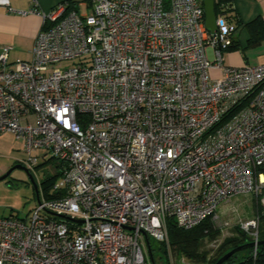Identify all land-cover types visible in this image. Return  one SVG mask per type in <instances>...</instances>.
I'll list each match as a JSON object with an SVG mask.
<instances>
[{
	"label": "built area",
	"instance_id": "built-area-1",
	"mask_svg": "<svg viewBox=\"0 0 264 264\" xmlns=\"http://www.w3.org/2000/svg\"><path fill=\"white\" fill-rule=\"evenodd\" d=\"M84 4L44 15L29 60L0 53V133L23 145L28 169L49 156L62 171V195L27 220L0 217V264H150L143 233L167 243L168 218L189 229L239 193L258 219L264 64L223 63L235 24L218 16L209 32L202 0Z\"/></svg>",
	"mask_w": 264,
	"mask_h": 264
},
{
	"label": "crops",
	"instance_id": "crops-1",
	"mask_svg": "<svg viewBox=\"0 0 264 264\" xmlns=\"http://www.w3.org/2000/svg\"><path fill=\"white\" fill-rule=\"evenodd\" d=\"M84 2L85 0H10L14 10L28 11L35 8L39 14L27 12L21 15L0 7V53L7 47L9 62L29 60L37 33L52 23L44 15L52 13L60 3H66V13L73 4L80 9V6H85ZM227 15L228 21L239 27L233 35L234 48L226 50L228 52L223 63L236 68L264 64V0H233L232 10ZM256 19L259 20V25L255 22ZM206 52L210 58L211 49L207 48ZM211 72L214 76H219L217 70ZM22 151L23 145L12 134L0 133L1 157L20 163L22 158L18 155ZM36 154L42 153L38 151ZM3 170L4 168L0 169V173Z\"/></svg>",
	"mask_w": 264,
	"mask_h": 264
},
{
	"label": "rangeland",
	"instance_id": "rangeland-1",
	"mask_svg": "<svg viewBox=\"0 0 264 264\" xmlns=\"http://www.w3.org/2000/svg\"><path fill=\"white\" fill-rule=\"evenodd\" d=\"M78 11L83 13L87 11V8L86 6H80ZM227 52H223V58H225ZM69 62L65 61V63ZM212 75L213 77H217L214 76V73ZM39 153H42V151L40 150ZM18 157L24 159L27 158V154L22 151ZM49 158V156H46L45 159L41 158L37 166L29 169L37 185V194L28 174L21 168H14L6 178L0 180V217L12 216L27 220L37 206V196L40 201L45 199V192L41 184L42 180L46 177H54L53 181L58 182L61 178L57 167L58 160L54 158L49 160ZM16 164L19 163H14L11 159L0 156V169L4 168L0 175ZM48 190V192H51L52 187H49ZM217 215L215 219L211 218V221L214 229H217L219 233L213 239L204 238L201 247V250L207 254L208 258L215 256L220 245L229 237L239 236L241 233H244L247 238L251 239L253 236L251 233L255 230L258 234L259 217L256 219L258 215L257 204L254 196L250 193H239L224 200L217 209ZM252 219H256V226L244 229L243 223ZM150 241L153 259L156 264H201L192 263L184 257H178L170 248L169 242L160 243L154 239ZM159 244H162L165 255L162 249L158 248ZM142 245L146 252L144 238L142 239ZM147 258L149 261V257Z\"/></svg>",
	"mask_w": 264,
	"mask_h": 264
},
{
	"label": "trees",
	"instance_id": "trees-1",
	"mask_svg": "<svg viewBox=\"0 0 264 264\" xmlns=\"http://www.w3.org/2000/svg\"><path fill=\"white\" fill-rule=\"evenodd\" d=\"M232 3L233 0H214L215 16H222L228 21L227 14L232 10ZM72 9L77 10L78 8L75 4H73L69 10ZM255 22L258 24L259 20L256 19ZM233 24H235L236 28L239 27V25H237L236 23ZM231 48H234V39L232 40L231 45L228 47V49ZM50 159H52V157H50L49 160ZM57 167L59 175L61 176L62 171L60 170V166L57 165ZM53 178L54 177H46L41 182L46 199H51L62 195L61 191L48 192V188L53 187V185L55 184ZM166 224L169 242L168 244L170 248L178 257H184L192 263L214 264L223 254L228 252L230 249L251 241V239L249 237L247 238L244 233H241L239 236L229 237L225 239L220 245L217 254L212 258H208L207 254L201 250L203 240L206 237L209 239H213L219 233V231H217V229H214L213 227L211 216L206 217L200 223L189 229L178 227L173 218H168ZM150 240L149 242L153 256L152 244ZM258 240H264V213H260L259 215ZM158 248L162 249L163 254L165 253L162 244H159ZM223 264H264V244L257 246L256 248L250 247L235 252Z\"/></svg>",
	"mask_w": 264,
	"mask_h": 264
},
{
	"label": "water",
	"instance_id": "water-1",
	"mask_svg": "<svg viewBox=\"0 0 264 264\" xmlns=\"http://www.w3.org/2000/svg\"><path fill=\"white\" fill-rule=\"evenodd\" d=\"M202 4H203V10H204L205 27L209 32L213 33L216 31V24H215L216 16H215V12H214V0H202ZM14 168H21L28 174L30 181L32 182L34 189H35V192L37 194L38 193L37 185L34 182L32 176L29 172V169L26 166H24L23 164L19 163V164H16V165L10 167L8 169V171H6L4 174L0 175V180L6 178ZM37 201L39 202L38 196H37ZM128 229H130V228H128ZM143 235H144V239H145V243H146L149 261L151 264H155L153 256H152L149 238L145 233H143ZM262 244H264V240L249 241V242H246L244 244L238 245L237 247H234V248L230 249L228 252H226L225 254H223L214 264H223L235 252H238L240 250L247 249L250 247H257V246H260Z\"/></svg>",
	"mask_w": 264,
	"mask_h": 264
}]
</instances>
